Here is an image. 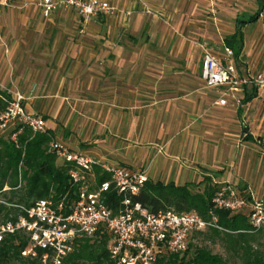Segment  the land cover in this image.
Listing matches in <instances>:
<instances>
[{
    "label": "crops",
    "instance_id": "crops-1",
    "mask_svg": "<svg viewBox=\"0 0 264 264\" xmlns=\"http://www.w3.org/2000/svg\"><path fill=\"white\" fill-rule=\"evenodd\" d=\"M111 1L118 11L81 33L74 10L46 17L38 0H0V88L24 94L73 151L151 182L209 176L264 201V89L249 84L220 104L223 89L201 75L204 48L224 59L238 29V73H264L261 2Z\"/></svg>",
    "mask_w": 264,
    "mask_h": 264
},
{
    "label": "built area",
    "instance_id": "built-area-1",
    "mask_svg": "<svg viewBox=\"0 0 264 264\" xmlns=\"http://www.w3.org/2000/svg\"><path fill=\"white\" fill-rule=\"evenodd\" d=\"M37 4L46 17L58 10H74L80 16L81 33L101 14L111 15L118 11L111 0H38ZM259 16H264V9ZM225 53L223 59L204 48L202 57L201 75L206 86L223 89V97L218 103L226 104L228 96L236 98L237 91L249 84L264 89V73L240 75L232 49L226 47ZM24 99V94L16 93L7 108L0 112V130L20 126L21 131L23 126H27L33 132H47L46 119L28 112L22 104ZM17 134L14 131L10 136L15 142ZM49 151L60 161L71 164L69 174L76 186L75 196L66 199L65 195L57 202L52 198H42L31 207L20 206L24 214L15 223L8 221L0 225V241L6 234L25 232L29 245L23 254L37 256L38 250H42L43 264H61L63 257L73 251L76 238L91 237L100 227L112 236L109 251L115 264H158L159 258L166 253H184L194 233L211 227L226 230L219 225L216 210L247 215L254 230L264 227V201L242 196L231 183L216 189L208 209V219L194 211L153 213L131 200V195L139 193L149 180L146 170L132 171L123 166L108 165L71 150L52 136ZM97 166L110 176L99 184L94 169ZM111 187L123 196L117 211L105 200V193Z\"/></svg>",
    "mask_w": 264,
    "mask_h": 264
},
{
    "label": "trees",
    "instance_id": "trees-1",
    "mask_svg": "<svg viewBox=\"0 0 264 264\" xmlns=\"http://www.w3.org/2000/svg\"><path fill=\"white\" fill-rule=\"evenodd\" d=\"M227 43L238 56L243 47L241 30L238 29ZM11 99V95L0 88V112L7 108ZM19 130L20 126H13L0 134V222L17 221L24 214L20 206L31 207L39 199L52 198L57 202L65 195L66 199L75 196L76 186L69 174L71 164L60 161L49 151L50 132H33L27 126ZM14 131L18 132L17 142L10 138ZM109 178V174L96 170L98 184ZM196 184L178 185L148 180L139 193L131 195V200L141 203L153 213L194 211L208 219L211 199L218 186L212 184L211 179L200 192L193 189ZM105 200L117 211L123 196L111 187L105 193ZM216 214L219 225L226 230L211 227L208 228L211 234L226 236L234 253L240 255L239 252H242L243 264H264V250L253 247V242L264 238V227L254 230L245 214H232L226 210H216ZM111 240V234L104 227L91 237L76 238L73 251L63 257L61 264H115L109 251ZM28 245L29 237L25 232L6 234L0 241V264H43L42 250H38L37 256L23 254ZM193 247L190 242L182 255L166 253L159 258L158 264H228L223 256L206 247Z\"/></svg>",
    "mask_w": 264,
    "mask_h": 264
},
{
    "label": "rangeland",
    "instance_id": "rangeland-1",
    "mask_svg": "<svg viewBox=\"0 0 264 264\" xmlns=\"http://www.w3.org/2000/svg\"><path fill=\"white\" fill-rule=\"evenodd\" d=\"M7 130H0V134L1 133H6ZM202 182L198 183L193 187V189L195 191H200L203 192L205 189V186L207 184V182L210 180L211 181V177L209 176H202V178L200 179ZM90 182L93 183V179H90ZM212 184H214V182L212 181ZM224 184L227 183H222L219 185L222 186ZM215 185V184H214ZM11 221V220H9ZM8 221H4V222H0V225L6 223ZM13 223H15L16 221H11ZM191 243H193L194 247L198 246V247H206L208 249H210L213 253L216 254H220L221 256H223V258L227 261L228 264H243V259H242V252H239L240 255H236L230 245V242L227 240L226 236H223V234L216 236V235H212L211 231L209 229L205 230L202 233H194L191 237ZM261 244V245H259ZM193 247V248H194ZM253 247L254 248H259L258 250H264V238H260V240L258 242H253ZM192 248V249H193ZM183 253H181L182 255Z\"/></svg>",
    "mask_w": 264,
    "mask_h": 264
},
{
    "label": "water",
    "instance_id": "water-1",
    "mask_svg": "<svg viewBox=\"0 0 264 264\" xmlns=\"http://www.w3.org/2000/svg\"><path fill=\"white\" fill-rule=\"evenodd\" d=\"M260 2H261V4H262V8H261V12H262V10L264 9V4H263V1L262 0H259Z\"/></svg>",
    "mask_w": 264,
    "mask_h": 264
}]
</instances>
